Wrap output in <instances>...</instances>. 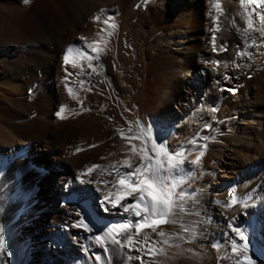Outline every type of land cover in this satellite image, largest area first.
Masks as SVG:
<instances>
[{
  "label": "bare ground",
  "instance_id": "1",
  "mask_svg": "<svg viewBox=\"0 0 264 264\" xmlns=\"http://www.w3.org/2000/svg\"><path fill=\"white\" fill-rule=\"evenodd\" d=\"M211 1L215 9L234 8V28L231 19L226 30L217 20L206 25L202 0H0V30L14 27L27 38L8 45L0 32V229L14 251L19 240L29 248L23 264H147L143 259L156 258L151 245L178 222L143 219L147 200L128 195L137 180L145 195L153 191L173 203L182 186L178 221L204 233L193 243L199 254L187 257L194 264H235L224 260L234 239L236 250L250 241L246 252L257 264L264 261V79L260 94L237 89L262 61L264 0H236L237 7L235 0ZM136 4L145 5L146 14L132 32L136 55L124 56ZM153 5L161 21L171 23L146 34ZM234 31L245 57L230 59L234 70L222 72L205 62L204 54L214 52L201 51L197 41L203 37L216 49L227 46L225 37ZM105 107L110 122L100 114ZM119 143L122 150L113 147ZM170 163L178 165L175 179L150 178L157 169L164 175ZM137 167L140 172L129 176ZM121 196L120 205L139 203L141 217L113 205ZM21 217L27 223L16 229ZM81 219L91 231L73 227ZM153 219L164 223L137 232ZM4 254L0 264H16Z\"/></svg>",
  "mask_w": 264,
  "mask_h": 264
},
{
  "label": "rangeland",
  "instance_id": "2",
  "mask_svg": "<svg viewBox=\"0 0 264 264\" xmlns=\"http://www.w3.org/2000/svg\"><path fill=\"white\" fill-rule=\"evenodd\" d=\"M202 5L204 6V11L207 14L206 17H205L206 18L205 23H207L206 25H211V23H213L215 20H217V21H219L222 24L220 26H222V28H224V30H226L225 24L228 23V20L231 19L229 21L230 27H232V26H233V28L235 27L236 24L234 23L235 22V15H234V8L233 7L231 8L228 5V8H229L230 11H226V12L224 11V9H221V8L215 9V7L213 5V2L211 0H202ZM236 5L239 6V3H238V1L236 2V0H235L233 6L237 7ZM144 6L141 7L140 5L136 4L135 8L132 9V11H133V18L132 19L133 20L131 19V21H130V25H131L130 26V28H131L130 29V34L127 37L128 39L126 40V42L124 44V49L127 51V53H124V56H127L128 54L133 55V56L136 55V51L134 49L135 48V46H134L135 44H134V34L133 33L135 32V29H136V25H137L136 22L145 18V14L146 13H144V12H146V8ZM157 6L153 5L152 8H150V10H151L150 11V15L151 16L150 15L148 16L147 23H145V25L147 24L146 26L148 27V28H145L146 34L150 33V31L153 28H156V27L158 29H165L166 27H168V24L170 25V23H171L170 20L169 21H165V22L161 21L162 12H161L160 7L159 6L157 7ZM262 8H263V11H264V4H263ZM21 18L23 19L22 20L23 22L27 21V18L25 16H21ZM207 18L210 21H207ZM121 19H122V17H121ZM225 20H227V21H225ZM0 32H1L2 39L4 41H6L8 43V45L9 44L10 45L25 44L26 39H27L24 34H22L19 30H17L14 27H9V28L3 29V30L1 29ZM132 34H133V36H132ZM131 39H133V40H131ZM200 39H201V41H200ZM225 39H226V41H228L227 46H221L220 47V46L216 45V47H215L216 49H213L214 46L210 45V43H207V42L204 43V38L203 37L199 38V41H197L198 47H199L198 49H200L201 51L204 50V52L212 51V52H214L215 55L213 54V55L209 56V55L204 54V52L202 53L201 51L200 52L198 51L199 52L198 54H199V56L201 54L205 55L204 56L205 62H209V63L210 62H215V64L217 66L222 68V72H227V71L229 72V71L234 70V67L230 65L231 62H232L231 61L232 58H239L240 56L241 57H243V56L245 57V55H243L242 52L241 53L238 52L239 45H237V44L241 41L240 33L234 31V32L229 33L228 35H226ZM7 43H5V44H7ZM26 44H29V43H26ZM155 52H157V50L156 51H152L151 53L149 52L148 55L151 56V57L152 56L154 57L156 55ZM152 53H155V54H152ZM262 53H263L262 54V61L261 62H257V63L255 62L251 66V68H252V69H250L251 71L249 70L248 73L246 72L245 76L247 78L245 79L244 83L237 84V86H238L237 89H239L240 93H242L243 95H245L246 93L251 92L252 90L253 91L256 90L259 94L261 92V89H262L261 86H262V82H263V79H264V56H263L264 52H262ZM200 58L201 57H199L198 59H200ZM146 63H147L146 64V66H147V65L150 64V61H146ZM137 64H139V63H137ZM139 65H142V64H139ZM228 68H230V69H228ZM155 76L157 77V75H155ZM227 78L228 77H226V81L228 80L227 82H229V80H231V79L230 78L227 79ZM100 114L103 116V118L106 121H109V122L111 121L110 117L107 115V108L106 107L101 109ZM123 146H124V143H119L117 145L116 144L113 145V147L118 148L119 150H122ZM132 146H134V143L133 144L131 143V147ZM162 189H163V191H165V187H162ZM172 194H174V192ZM2 207H5V205H3ZM204 216L205 215L201 216V218L199 219V221L202 222V225L207 220V216H205V217ZM223 216H224L225 219L228 220V216H227L226 213L223 214ZM184 220H185L184 218H180L179 221H178V225L166 228L164 231H162L164 233L163 236H161V235L159 236L158 235L159 238L156 239V240H159L158 241L159 245H158L157 242H155L157 244V246L155 244V245H151V247H150L151 253H153V256L156 255L155 256L156 258H154V257L145 258V259H143V262L146 261L147 264H155V263L157 264L158 262H159L158 264H194L187 257L199 254L193 248V243H194V239L195 238L199 237V235H201V234L203 235L204 233L200 232V230L197 227V225L195 226V224H190V223H188L186 221L184 222ZM26 223H27L26 222V218L25 217H21L18 221H16L15 227H16V229H18V228L22 229L23 226H25ZM147 224H152V223H147ZM209 225H211V224H209ZM155 226H159V224L155 225ZM183 231H186V236L187 237H182L181 238L180 236H182L184 234V233H182ZM160 238H161V240H160ZM214 245L216 246V243H215V241L214 242L212 241L211 242V247L214 248L215 247ZM161 246L163 248H161ZM217 248L218 247L216 246V249ZM10 249H11V251H10ZM157 250L158 251L161 250V254H157L156 253ZM28 251H29V248L27 247V245H25L22 242V240H19L18 243L16 244L15 251L13 250V248L9 244V242H6V251H5L4 255H5L6 259L9 257L8 259H10L11 262L12 261H14V262L17 261L16 264H23L22 262L26 258ZM154 253H155V255H154ZM162 253H163V255H162ZM234 254H235V256H234ZM158 255H160V256H158ZM227 255L228 256H225V259L223 257V259L224 260H231V261L235 259L236 263H235V261L231 262V263L234 262L235 264H237V263H239L241 261L247 260L248 257H250L251 260L259 261V259H257V257H254L253 255H250L248 252L244 251V249H242L240 247L237 248L236 252H231V253L228 252ZM21 256H23V257L21 258ZM153 258L156 259V260H159V261H157V262L154 261L153 262V260H152ZM5 264H7V262Z\"/></svg>",
  "mask_w": 264,
  "mask_h": 264
},
{
  "label": "snow or ice",
  "instance_id": "3",
  "mask_svg": "<svg viewBox=\"0 0 264 264\" xmlns=\"http://www.w3.org/2000/svg\"><path fill=\"white\" fill-rule=\"evenodd\" d=\"M25 3H28L29 0H24ZM95 51V49H94ZM102 51V50H101ZM65 61H67V57H65ZM63 112V108L60 109V111H58L56 113V115L58 117L61 116V113ZM63 118V117H61ZM155 145L153 146V151H155ZM160 148H164V144L161 142V144L159 145ZM203 155V153H201V156ZM151 159V158H150ZM200 157H197L196 160L192 161L193 164L197 163L199 161ZM125 163L127 164V161H125ZM129 167H131V165H129ZM174 169H178V165H173V164H169V168L167 170L164 171V175L160 174V169L154 170L151 173H149V176L151 179L153 180H159L161 182H165L169 179V176H171L172 179H175V173L173 172ZM140 168L137 167L133 170V172L129 173V176L135 175V173H139L140 172ZM89 173L92 171L91 169L88 170ZM119 183L121 185H123L125 183V181L123 179H121L119 181ZM141 181L137 180L134 184L130 185L131 187V191L128 193L129 196H132L134 193H141V195H139L138 197H135V199L137 201H143V200H147L146 206L143 208V213H145L146 215L143 217L144 220L149 219L150 217L153 216H159V217H170L173 223H177L178 222V218L180 215H182L183 213L181 212V209L184 207V200H185V196L183 193V188L182 186L180 187V191L177 192V198L175 203L172 202L171 198H164L161 199L160 197H158L157 195L154 194L153 191H147V194L145 195V189L142 188L141 185ZM149 188H152V185L148 186ZM174 188L176 187V185L173 186ZM125 199V197L121 196L119 199H117L116 201H113V205H120V200ZM109 202V197L108 195H105L103 198V203H108ZM121 207L124 208V211H129L130 209L134 211V215L137 217H141L142 213L141 210H139V203H136L134 205H120ZM242 206L246 207V204H242ZM102 211H107V208L102 207L101 208ZM164 223L163 219L160 220H152V224H146V223H140L139 224V228H137V232H139L140 228H144V227H152L153 225H158V224H162ZM73 227H78V228H83L87 231H91V228L89 227V223H85L84 219H81L78 223L74 224ZM123 229H126L129 227L128 224H123L120 226ZM153 231H155V228H153ZM232 231L235 232L241 240H245L244 234L238 229L233 227ZM113 232V228H108L106 235L110 236L111 233ZM161 236L164 235L163 232L160 233ZM96 241L98 243H103L102 238L100 236H96L95 237ZM127 241L129 244L132 243V237L131 236H127L126 237ZM147 240V238H145V241ZM250 241L244 243L242 245V248L244 249V251H247L248 249V243ZM112 243L115 245L120 246L121 248L123 247V245H121V241L117 240V239H113ZM236 240L234 239L232 241V250L233 252H236ZM139 251V249H137ZM6 251V241H5V237L2 234V229H0V253H3ZM249 264H257V261L255 260H249ZM259 264H264V261H260Z\"/></svg>",
  "mask_w": 264,
  "mask_h": 264
}]
</instances>
